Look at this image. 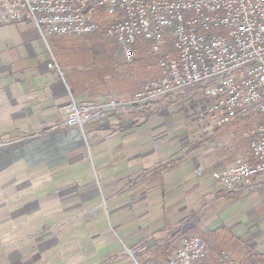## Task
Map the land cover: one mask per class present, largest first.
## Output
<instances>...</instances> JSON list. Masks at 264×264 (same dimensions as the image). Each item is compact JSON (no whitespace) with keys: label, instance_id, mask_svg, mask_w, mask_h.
I'll return each instance as SVG.
<instances>
[{"label":"crops","instance_id":"crops-1","mask_svg":"<svg viewBox=\"0 0 264 264\" xmlns=\"http://www.w3.org/2000/svg\"><path fill=\"white\" fill-rule=\"evenodd\" d=\"M25 23L29 24L0 19V140L11 138L14 144L0 155V177L6 170L14 175L7 183L0 179V220L10 219L20 229L4 237L7 227L0 222V241L8 240L6 245L0 244V264H132V259L137 264L134 254L169 248L171 256L175 247L170 244V234L165 233L167 228L183 223L185 231L193 229L185 218L196 215L200 202H204L203 212L197 213L209 228L205 231L219 242L224 240L234 258L252 263L264 257V175L234 192L214 183L188 186L185 175L193 173L196 180L200 166L215 171L228 165L209 141L194 144L191 133L196 124L190 101L185 102L184 111L187 135L181 137L168 135L164 130L167 124L157 118L185 98L105 112L82 128L65 127L71 102L103 103L114 96L125 99L142 83L131 76L115 83L100 66L87 63L85 67L82 62L68 72L69 83L63 74L56 77L46 67L48 52L38 34L18 28ZM37 50L45 59H40ZM145 123L148 128L143 127ZM55 126L60 127L57 132L52 131ZM87 150L95 154L92 158L100 166L114 160V170L102 181L109 186L112 209L108 216L122 234L119 239L112 231L100 230L104 219L99 203L89 213L97 223L95 230L65 228L69 214L74 219L84 215L83 210L76 211L80 202L97 195L91 188L96 184L89 173ZM55 176H59V186H85L90 193L82 194L80 189L77 196V190L71 189L59 198L45 192L34 196ZM9 185L15 188L8 189ZM22 185L25 187L16 189ZM242 219L245 230L231 234L242 226ZM51 224L55 226L52 231ZM207 250L212 259L219 253L212 244Z\"/></svg>","mask_w":264,"mask_h":264},{"label":"built area","instance_id":"built-area-1","mask_svg":"<svg viewBox=\"0 0 264 264\" xmlns=\"http://www.w3.org/2000/svg\"><path fill=\"white\" fill-rule=\"evenodd\" d=\"M0 19L31 23L46 45L47 35L81 37L101 31L116 42L126 62L135 60L137 40L147 42L156 56L159 77L122 100L70 103L65 127L82 128L105 112L188 95L199 96L189 105L200 138L213 137L251 110L264 114V0H0ZM169 45L177 59L165 51ZM47 52V69L62 77L49 48ZM250 151L215 170L214 182L234 192L264 174V122L254 132ZM167 264L247 263L223 251L212 259L205 241L190 235ZM251 264H264V258Z\"/></svg>","mask_w":264,"mask_h":264},{"label":"rangeland","instance_id":"rangeland-1","mask_svg":"<svg viewBox=\"0 0 264 264\" xmlns=\"http://www.w3.org/2000/svg\"><path fill=\"white\" fill-rule=\"evenodd\" d=\"M109 19L111 20L112 18H109ZM18 28L30 29L35 34H37V32L34 29V26L31 23L20 24V27H18ZM83 40H84V37H58V36H53V35H47L46 36V42H47L54 58L56 59V62L60 68L61 73L65 76V79L67 80L68 83L70 82V79H69L70 76H69L68 72L70 70L72 71V69H74V67H78L80 62H82L84 65L87 63H90L91 57L93 55V54H91L92 52L90 50H85L84 54L78 55V52H76L75 49L81 47V43H83ZM106 40H108L107 43L111 48L110 53L112 54L113 59L118 62L119 59L121 58V54L119 52V48H118L116 42L110 38H107ZM41 43H42L43 48H45L48 51L46 44L42 40H41ZM132 50L134 52L135 59L139 58V61H137L134 65H132V68L135 69L134 70L135 71L134 77L139 81V84H140V82L143 83L145 81H150L154 78L159 77V70L156 66V56L153 55L152 53H149L147 42L142 41V40H137L135 45L132 47ZM165 51L170 52L173 55V57L175 59H177L178 54H177L176 50L173 49V47L171 45H169V47L167 49H165ZM37 52H38V54H40L41 60L45 59V56L41 55L40 51L37 50ZM85 67H86V65H85ZM121 67L122 66H119V69H121ZM79 68H81V67H79ZM66 70H67V72H66ZM198 98H199V96L194 98L193 95H188L185 97V100H183L179 104H177L176 107L171 108L170 110L167 111V113L165 115L157 118V121L159 123H163L164 126H165V124H167L168 127H165L164 130H168V135H174V136L178 135L179 137L187 135L186 129L184 128L185 123H186L185 119H184V111H185V107H186L185 102H188L190 100L195 101V99H198ZM111 99L122 100L123 98L121 99L117 96H114V98H111ZM261 117L264 121V114H262ZM259 125H260V123L256 126V128ZM148 126H149L148 123H145V125L143 127L148 128ZM193 128H194V125H193ZM227 128H228V126H227ZM227 128L224 127L223 129H221L216 134V136L210 138V140H206L205 138H200V136L197 135V132H198L197 130L192 132L191 136H194V141H193L194 144L202 143L204 141H209V143H211V145L213 147L216 146L217 147L216 150L220 154V158H222L223 161L225 162L223 164H230L236 158L245 157L246 155L247 156L251 155V151H250L251 139L250 140L246 139L247 136L244 133H241V137H242L241 140L242 141L238 146H236L237 148H235V147L232 148L230 146L231 148L229 147L230 149H227L226 147H224L225 143L231 139L230 134H229L230 131ZM57 131L58 130H56L55 132H57ZM242 134H244V135H242ZM33 138H28L27 140L31 141V140H33ZM198 139L200 141L195 143V141H197ZM12 141L13 140L11 138H8L5 140H0V155L3 154L4 152H6L7 150H9V148H11L12 146H14ZM26 142H23V143L25 144ZM189 148L191 149L192 146H190ZM87 152H89V155H88L89 173L93 177V179L95 180V184H96V186H92V187L88 186V187L95 189L94 191H96L97 195L94 196L92 198V200H87V202L86 201L80 202V204L82 206H79L76 209V211L83 210L84 215L82 217L78 216L76 219H74V218H71V214H69L66 217L68 220V223L65 226V228L67 230H73L74 227H77V230L79 232L80 231L83 232V230H86V228H90L89 230H91L93 228L95 230L97 223L95 221L91 220V216L89 213H90V211L93 210L94 206L99 203L101 205V211H102L103 219H104V222L99 223L100 230L104 229V230L112 231L113 235L119 239L122 237V234L116 228V226H113V224H112V222L108 216L109 211L112 209L108 205V200L110 199V195L107 192V188L109 186H104L105 183H103V181H102L103 177H106V174L111 173L114 170V168L111 166L112 162H114V160H109V162H107V163L105 162L103 165L100 166L99 163L97 162L96 158H92V157H94L95 154L92 152V154H93L92 155L90 153V150L89 151L87 150ZM240 153H242L245 156H241ZM115 163H116V166L119 164V162H117V161ZM116 166H114V167H116ZM10 171L11 170H6L5 173L3 174V177H0V179L4 180L3 182L7 183V182H10L11 180H13L14 175H12V173H10ZM213 172L214 171L211 168L208 169L206 167L204 169L203 166H200V173H198L196 175V180H193L194 179L193 173L187 174L188 173V171H187V172H184V174H187V175H185L186 176L185 178H186L187 182L189 183L188 186L191 187L194 184L196 185V183H199V182L201 184H204V185H207V184L209 185L211 183L212 184L214 183L216 185V183L214 182V180L212 178ZM103 173H105V174H103ZM18 175L20 176V174H18ZM18 175H16V176H18ZM147 175L148 174H146L144 176H147ZM262 175H264V174H262ZM0 176H1V174H0ZM57 181H59V176H55V177L51 178V183L44 186V188L40 189V191L37 190L36 194L34 193V196H36L37 194L39 195L41 192L42 193L45 192L46 195L59 198L61 193H63V194L65 192L69 193L68 191L71 189L77 190L74 195H76L78 192L80 193V191H79L80 189L83 190L82 194L87 193V192L90 193L89 189H87L85 186L84 187H82V186H59V183ZM187 182H186V184H187ZM0 184H1V181H0ZM174 185H175V183L173 182L172 186H174ZM217 186L220 187L219 185H217ZM24 187H25V185H22V186H18L16 189L18 190V189H22ZM7 188L12 189V188H15V186L9 185V187H7ZM188 189H190V188H188ZM77 196H78V194H77ZM79 200H80V198H79ZM203 203L204 202H200L199 208L196 209V215L192 214L189 216V218H185V220L188 219L187 220L188 223L190 221L192 222V224L194 225L193 229H191L189 231H185L184 230L185 228L183 227V225H184L183 223L167 228L165 233L170 234L169 239H170V237H172L170 239V240H172V241H170V244L171 245L174 244L173 247H175V248L173 250L177 249L181 240L185 236L196 235L205 241L207 248L210 247V245L212 244V246L217 247L219 253L222 251L226 252L233 260H235L237 262L251 264V262H248V261H245L242 259L234 258V256H232L230 251L227 250V248L225 246L226 242L224 240L219 242L218 240L213 239L209 235V233L205 231L209 228L207 227V224L204 223V221L201 222V218L198 215V213L203 212L202 211ZM4 210H6V207L4 208ZM0 222H3V224H2L3 227H7L2 232L4 234V237H6V236L11 237L10 232H15V231L20 230V229H16V225L14 223L12 224L11 223L12 221L10 219H8V220L5 219L2 221L0 220ZM220 225H222V224H218L217 226L220 227ZM245 228H246V224H244V221L242 219V226H239L238 228L231 231L230 233L237 235L236 233L239 234L240 232H242V230H245ZM47 229L48 228H46L45 230H47ZM49 229L52 231L55 229V226L51 224ZM214 229H216V227H214ZM225 232H226V230H225ZM176 240L178 241L177 242L178 244H175ZM213 240L215 241L216 244L213 242ZM244 240L245 239L241 240V242L243 243ZM7 241H8L7 239H3V240L1 239L0 244L4 243L1 245H6ZM169 249L167 251L162 250V251H158L155 253H149L147 255L146 254H141V255L134 254V258H135V261L137 264H167L168 260L171 257L170 252L172 250V249H170V250ZM256 262H258V261H256ZM256 262H252V263H256ZM132 264H135L133 259H132Z\"/></svg>","mask_w":264,"mask_h":264},{"label":"trees","instance_id":"trees-1","mask_svg":"<svg viewBox=\"0 0 264 264\" xmlns=\"http://www.w3.org/2000/svg\"><path fill=\"white\" fill-rule=\"evenodd\" d=\"M81 37H84V40L83 43H81V47L75 49L76 52H78V55H81L84 54L85 50H90L92 52L91 54H93L90 64L96 68L100 66V71H102L103 74H110V76H112L111 78L114 79L115 83L118 84H120L122 81L121 77H134L135 69L132 68V65L139 61V58H136L133 62H126L119 50L121 58L118 62L115 61L112 54L110 53L111 48L107 43V37H105L101 31ZM149 53L151 52L149 51ZM104 63L106 64L104 65ZM119 66H122L121 69H119ZM261 115L262 114L259 112L251 110L247 116L234 121L228 126V128L226 127L230 131L229 134L231 139L225 143L224 147L227 149H230L231 147L237 148L236 146H238L242 141L241 133H244L247 136L246 139H252L256 126L259 123L262 124L264 122ZM240 154L241 156H245L242 153ZM245 157H247V155Z\"/></svg>","mask_w":264,"mask_h":264}]
</instances>
